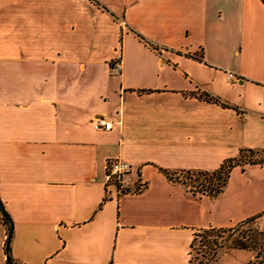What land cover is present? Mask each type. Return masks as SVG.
<instances>
[{"label":"crops","instance_id":"obj_1","mask_svg":"<svg viewBox=\"0 0 264 264\" xmlns=\"http://www.w3.org/2000/svg\"><path fill=\"white\" fill-rule=\"evenodd\" d=\"M263 146L264 0H0L13 264H188L199 229L264 224V163L234 165L212 197L162 169ZM114 158L129 168L106 184Z\"/></svg>","mask_w":264,"mask_h":264},{"label":"rangeland","instance_id":"obj_2","mask_svg":"<svg viewBox=\"0 0 264 264\" xmlns=\"http://www.w3.org/2000/svg\"><path fill=\"white\" fill-rule=\"evenodd\" d=\"M2 235L0 223V240ZM3 252L0 241V264ZM189 252V264H264V224L255 216L217 234L199 229Z\"/></svg>","mask_w":264,"mask_h":264},{"label":"trees","instance_id":"obj_3","mask_svg":"<svg viewBox=\"0 0 264 264\" xmlns=\"http://www.w3.org/2000/svg\"><path fill=\"white\" fill-rule=\"evenodd\" d=\"M195 95L204 100L218 101L217 98L209 95L206 92H198V93H195ZM220 103L224 104L222 102ZM253 163H257V164L264 163V146L260 148L240 147L237 150V153L235 155L223 159L217 167L211 170L180 169L178 171H174V170L169 171V170L162 169V171L169 180L178 181L182 183L192 193H199V194L204 193L212 197V196H215L222 189L223 185L225 184L226 178L229 174V171L234 165L238 164L242 167L244 164H253ZM107 183L117 185L118 180L111 179L107 181L106 184ZM142 186L136 187V188L139 189ZM0 214H1L0 223L3 226V234H4V238H3L4 254H5L4 261H5V264H13L11 261V257L9 255V250H8L9 249L8 243H9V239L12 234V222H11V219L8 213L4 209L1 199H0ZM252 217H255V216H249L239 222H243L245 220L251 219ZM229 228H231V226L229 227H206V228H201V229H203L206 232L209 231V232H214L217 234L219 231H224ZM195 235H196V232L194 233L193 238L191 240V245L195 238ZM239 247H245V246L240 244Z\"/></svg>","mask_w":264,"mask_h":264},{"label":"built area","instance_id":"obj_4","mask_svg":"<svg viewBox=\"0 0 264 264\" xmlns=\"http://www.w3.org/2000/svg\"><path fill=\"white\" fill-rule=\"evenodd\" d=\"M112 68L114 71L120 68L119 59L113 62ZM225 75L227 79L234 78V75L231 71H226ZM92 125L95 128L107 129L110 126V121L104 119L103 117H94L92 119ZM128 168L129 164L124 160L118 158L107 160L104 165L105 183L111 179H117L119 181L121 174L125 172Z\"/></svg>","mask_w":264,"mask_h":264}]
</instances>
